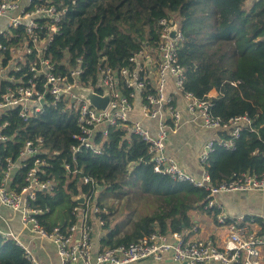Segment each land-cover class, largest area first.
Wrapping results in <instances>:
<instances>
[{
	"label": "built area",
	"instance_id": "2783aa9c",
	"mask_svg": "<svg viewBox=\"0 0 264 264\" xmlns=\"http://www.w3.org/2000/svg\"><path fill=\"white\" fill-rule=\"evenodd\" d=\"M62 18L63 10L51 0H0V203L18 211L22 223L33 232L52 240L59 264H128L148 258H170L179 264H264V218L255 227L254 217L231 215L216 199L225 192L264 189V171L234 173L230 179L214 184L206 168L216 146L234 148L241 130L250 127L253 120L249 114L224 120L213 113L215 96L210 92L200 97L186 90L187 73L179 52L184 33L179 21L161 18L156 46L142 47L119 70L103 66L97 78L84 80L82 57L72 67L69 60H64L68 71L63 73L58 71V62L47 56L51 42L61 32ZM174 25L177 32L172 36ZM78 85L92 88L100 95L108 89V106L103 109L91 104L75 91ZM177 94L186 100L194 119L215 135L206 141L200 154L204 165L201 176L189 173L167 152V141L178 131L183 116ZM135 101L140 102L145 118L156 120L155 131L142 119L133 117ZM47 105L64 106L77 115L80 132L71 147L73 160L87 150L102 153L103 142L111 130L120 129L124 137L137 136L146 143L149 162L156 172L205 187L209 192L206 208L213 210L217 226L225 230L221 241L199 236L200 227L194 224L184 232L156 231L129 244L96 249L95 223L105 224L106 211L96 200L95 192L85 193L86 202L74 207L75 220L71 224L47 229L39 215L50 208L36 203L40 191L55 187L53 180L43 178L48 163L45 154L49 153L44 138H28L16 157L4 154L6 142L14 137L7 129L11 115L17 113L28 120L42 113ZM224 133L229 137L225 138ZM65 167L72 170L69 163ZM81 180L84 184H96L86 174ZM0 235L14 238L32 264H42L33 248L13 231L0 227Z\"/></svg>",
	"mask_w": 264,
	"mask_h": 264
},
{
	"label": "trees",
	"instance_id": "16d2710c",
	"mask_svg": "<svg viewBox=\"0 0 264 264\" xmlns=\"http://www.w3.org/2000/svg\"><path fill=\"white\" fill-rule=\"evenodd\" d=\"M51 1L63 10V18L47 56L58 62V71L63 73L68 71L64 60L72 67L82 57L84 80L97 78L103 66L119 70L142 47L156 46L161 18L179 21L184 33L179 52L187 73L186 90L203 97L216 89L219 94L212 107L216 116L229 120L249 114L253 120L241 130L234 148L218 144L211 153L206 168L213 183L246 170L264 171V0ZM10 118L7 129L14 137L4 146L6 156L16 157L28 138L45 140L49 153L43 178L53 180L55 187L40 191L36 203L50 208L39 215L49 230L71 224L73 209L80 204L73 197L94 193L101 185L118 196H130L138 189L161 200L159 208L140 216L129 231L119 225L110 227L105 213L101 249L129 244L156 231L184 232L194 224L193 211L213 215L206 208L208 190L156 172L146 143L137 136L126 138L123 130L112 129L102 153L87 150L73 160L71 147L80 132L74 111L47 105L28 120L17 113ZM66 163L71 164V171ZM84 174L96 184H84ZM22 175L23 171L20 184ZM98 203L104 206L101 200ZM0 264L32 263L14 238L0 235Z\"/></svg>",
	"mask_w": 264,
	"mask_h": 264
},
{
	"label": "crops",
	"instance_id": "0c3cea01",
	"mask_svg": "<svg viewBox=\"0 0 264 264\" xmlns=\"http://www.w3.org/2000/svg\"><path fill=\"white\" fill-rule=\"evenodd\" d=\"M210 93L218 96L219 92L212 89ZM177 102L182 109V121L178 131L170 135L167 141V152L173 155L179 164L189 173L201 176L204 165L201 163L200 154L206 141L215 137L212 131L202 127L200 120L194 119L186 107V100L177 94ZM133 117L142 119L153 131L156 130V120L145 118L141 112L139 101H135ZM231 215L246 214L252 216L258 223L264 218V189H249L234 192L221 193L216 198ZM150 213V212H148ZM191 217L194 224L199 225V236L212 237L220 242L225 232L217 226L215 219L207 212L193 211ZM94 222H96L94 220ZM93 241L96 249H101L102 238L106 233L104 225L95 223ZM193 224V225H194ZM192 225V226H193ZM0 227L4 230H11L21 241L33 248L37 258L42 264H59V256L56 246L47 237H42L33 232L30 227L25 226L20 218V213L0 203ZM191 228V227H190ZM188 228V229H190ZM128 264H179L170 258L155 260L152 258L131 262Z\"/></svg>",
	"mask_w": 264,
	"mask_h": 264
},
{
	"label": "rangeland",
	"instance_id": "374dc122",
	"mask_svg": "<svg viewBox=\"0 0 264 264\" xmlns=\"http://www.w3.org/2000/svg\"><path fill=\"white\" fill-rule=\"evenodd\" d=\"M95 197L104 203L102 208L108 214L110 227L119 225L124 231L131 230L135 220L148 212H154L161 205V200L156 195L142 194L138 189L130 196H118L101 185L95 191Z\"/></svg>",
	"mask_w": 264,
	"mask_h": 264
},
{
	"label": "water",
	"instance_id": "95a60500",
	"mask_svg": "<svg viewBox=\"0 0 264 264\" xmlns=\"http://www.w3.org/2000/svg\"><path fill=\"white\" fill-rule=\"evenodd\" d=\"M177 32V25L172 26L171 28V35L175 36ZM75 91L78 92L81 96H83L85 99L89 100L91 104L98 108L105 109L110 101V94L109 90L106 89L103 95H100L93 91L92 88L85 87L83 85H78L75 87ZM86 194L80 193L79 195H76L73 197V200L77 203L84 204L86 202Z\"/></svg>",
	"mask_w": 264,
	"mask_h": 264
}]
</instances>
